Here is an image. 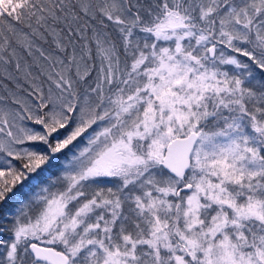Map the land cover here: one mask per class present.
<instances>
[{
	"label": "snow or ice",
	"instance_id": "snow-or-ice-1",
	"mask_svg": "<svg viewBox=\"0 0 264 264\" xmlns=\"http://www.w3.org/2000/svg\"><path fill=\"white\" fill-rule=\"evenodd\" d=\"M0 264H264V0H0Z\"/></svg>",
	"mask_w": 264,
	"mask_h": 264
}]
</instances>
